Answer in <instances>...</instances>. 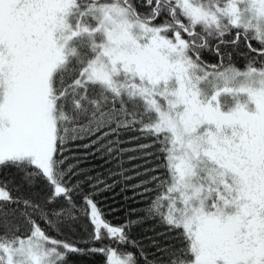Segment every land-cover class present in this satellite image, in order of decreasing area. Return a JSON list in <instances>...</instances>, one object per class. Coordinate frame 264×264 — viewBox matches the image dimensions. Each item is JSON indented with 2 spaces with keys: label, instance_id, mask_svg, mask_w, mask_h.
Returning a JSON list of instances; mask_svg holds the SVG:
<instances>
[{
  "label": "snow or ice",
  "instance_id": "1",
  "mask_svg": "<svg viewBox=\"0 0 264 264\" xmlns=\"http://www.w3.org/2000/svg\"><path fill=\"white\" fill-rule=\"evenodd\" d=\"M85 256L264 264V0H0V264Z\"/></svg>",
  "mask_w": 264,
  "mask_h": 264
},
{
  "label": "trees",
  "instance_id": "2",
  "mask_svg": "<svg viewBox=\"0 0 264 264\" xmlns=\"http://www.w3.org/2000/svg\"><path fill=\"white\" fill-rule=\"evenodd\" d=\"M131 135V134H129ZM89 166H95L98 171H103V168L100 167L102 162L99 160H89L88 162ZM121 186L117 185L114 190L111 192L105 193L102 196V199L104 200V203L106 205L121 207L123 210H127L129 207H142V204H137L135 202H132L130 200H125V197H132L133 193L131 190L128 191H121ZM123 212L119 216V219H123ZM153 222L149 221L147 222L143 227L148 228L152 225ZM139 231V229H137ZM73 264H100V258L94 257V256H85V257H76L73 260Z\"/></svg>",
  "mask_w": 264,
  "mask_h": 264
}]
</instances>
